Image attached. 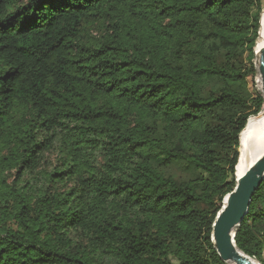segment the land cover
<instances>
[{
    "label": "trees",
    "instance_id": "16d2710c",
    "mask_svg": "<svg viewBox=\"0 0 264 264\" xmlns=\"http://www.w3.org/2000/svg\"><path fill=\"white\" fill-rule=\"evenodd\" d=\"M261 9L0 0V264H228L213 224L264 106ZM235 241L264 264V180Z\"/></svg>",
    "mask_w": 264,
    "mask_h": 264
},
{
    "label": "water",
    "instance_id": "95a60500",
    "mask_svg": "<svg viewBox=\"0 0 264 264\" xmlns=\"http://www.w3.org/2000/svg\"><path fill=\"white\" fill-rule=\"evenodd\" d=\"M255 53L257 56V51ZM259 73L262 78V95L264 97V47L259 51ZM263 180L264 153L241 177H237L236 188L226 196L224 206L213 224L212 240L214 246L221 259L228 264L229 262L256 264L254 257L246 254L237 246L235 235ZM259 264L261 263L259 262Z\"/></svg>",
    "mask_w": 264,
    "mask_h": 264
},
{
    "label": "bare ground",
    "instance_id": "6f19581e",
    "mask_svg": "<svg viewBox=\"0 0 264 264\" xmlns=\"http://www.w3.org/2000/svg\"><path fill=\"white\" fill-rule=\"evenodd\" d=\"M262 18V17H261ZM264 47V14L262 18L260 40L257 44L255 67L257 71L256 82L262 92V78L259 73V51ZM241 155L237 165V177H241L264 153V110L257 116L249 118L247 126L241 133ZM254 262H259L254 258ZM229 264H234L229 262Z\"/></svg>",
    "mask_w": 264,
    "mask_h": 264
},
{
    "label": "rangeland",
    "instance_id": "374dc122",
    "mask_svg": "<svg viewBox=\"0 0 264 264\" xmlns=\"http://www.w3.org/2000/svg\"><path fill=\"white\" fill-rule=\"evenodd\" d=\"M263 14H264V0H262V9H261V17L262 18H263ZM262 18H261V24H262ZM259 40H260V37H259L258 41ZM256 51H257V44H256L255 52ZM255 60H256V56H255V59H254V64H255ZM239 150H240V148H239ZM240 154H241V152H240ZM165 171L168 174L177 176L179 178H188V177L191 176L190 173L185 169V166L182 165V164H176V165H173V166H169V167L165 168Z\"/></svg>",
    "mask_w": 264,
    "mask_h": 264
}]
</instances>
